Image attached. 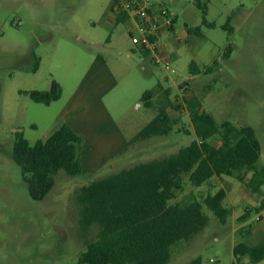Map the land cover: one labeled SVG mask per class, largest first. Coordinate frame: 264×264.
I'll return each instance as SVG.
<instances>
[{
  "label": "rangeland",
  "instance_id": "374dc122",
  "mask_svg": "<svg viewBox=\"0 0 264 264\" xmlns=\"http://www.w3.org/2000/svg\"><path fill=\"white\" fill-rule=\"evenodd\" d=\"M113 1L0 0V264H79L86 246L78 222V190L140 162L173 154L196 139L183 103L184 96L192 95L186 93L191 85L218 123L229 119L254 127L262 150L259 164L264 165V0H202L213 27L203 22V9L196 0H155L176 16L179 30L186 26L201 29L175 47L172 70L149 64L155 76L142 73L134 59L119 53H133L130 32L139 33L131 30L129 23L110 20ZM113 31L114 42L106 44ZM90 40L99 44L91 47ZM98 50L116 75L118 70L116 80L108 76L109 93H118L121 103L122 112L114 117L124 111L135 116L138 102L146 106L142 98L145 90L155 86L156 76L164 81L167 75L170 83L175 81L170 95L179 108L172 109L179 124L168 135L138 141L125 154L128 158L115 159L96 171L69 176L60 170L48 195L34 200L21 167L12 158L15 133L22 131L34 144L50 136L60 123L54 120L56 110H51L56 104L49 108L33 101L25 91L49 90L52 80H59L67 97L74 87H84L90 58ZM35 57L39 59L36 71ZM192 60L202 68L199 74L190 70ZM123 68L131 69L125 79L120 74ZM213 141L219 143L217 137ZM223 187L228 192L224 203L233 208L232 215L223 223L205 207L209 224L193 238L174 244L168 264H187L197 257L202 264H259L247 255L236 256L233 248L248 241V231L263 226L256 216L262 211L259 204L264 203V185L253 192L235 176L222 175L194 186L185 175L184 188L172 202L191 195L203 200ZM96 232L94 228L91 237Z\"/></svg>",
  "mask_w": 264,
  "mask_h": 264
},
{
  "label": "trees",
  "instance_id": "16d2710c",
  "mask_svg": "<svg viewBox=\"0 0 264 264\" xmlns=\"http://www.w3.org/2000/svg\"><path fill=\"white\" fill-rule=\"evenodd\" d=\"M206 19L207 4L196 0ZM128 18L119 13L118 21ZM199 29V27H197ZM39 67L35 57L33 70ZM190 70L200 72L195 61ZM154 89L145 91L142 98L152 106ZM25 93L35 102L50 105L61 98L63 88L53 80L49 90H29ZM196 139L164 158L138 163L130 168L110 174L80 187L76 195L80 234L86 249L79 264H168L172 247L179 241L189 240L209 224L207 207L223 223L232 214L224 203V188L208 193L203 200L196 196L177 202L178 191L184 188L188 175L194 186H202L214 176H235L254 192L264 185V165H260L261 143L254 127L237 125L229 119L220 123L203 108L197 97H183ZM170 100L162 102L157 115L145 125L127 145L153 136L174 131L178 119L170 116ZM218 135L220 145L211 139ZM83 135L69 125H60L45 140L31 144L22 131H16L12 158L21 167L32 199L42 200L55 185L60 170L69 176L83 172L81 149ZM251 178L246 181V176ZM97 228L95 236L91 231ZM234 254L248 255L252 263L264 259V237L256 244L240 242ZM187 264H202L201 257Z\"/></svg>",
  "mask_w": 264,
  "mask_h": 264
},
{
  "label": "crops",
  "instance_id": "0c3cea01",
  "mask_svg": "<svg viewBox=\"0 0 264 264\" xmlns=\"http://www.w3.org/2000/svg\"><path fill=\"white\" fill-rule=\"evenodd\" d=\"M114 4H115V0L113 1L111 8L109 9L111 15L110 20L119 23L118 21L119 14L114 10ZM124 22L129 23L130 29L132 30L131 27L133 25V22L129 19V17L126 18ZM107 24H108L107 22H105V24L103 23V25L105 26H107ZM200 30H201L200 27L199 29H197V27H188V26H186L184 29L179 30L177 27V19L175 16V25L173 31L165 35V40L167 41L166 49L172 58V62H173V58H175L176 56L175 47L179 45L182 42V40H188L191 37L190 36L191 33L195 32L197 34L200 33ZM114 33L115 31H113L112 38L110 39L109 37L107 39L106 44H111L114 42ZM87 43L91 47L97 46L99 44L97 40H90ZM131 50H133V53L129 52L128 50L125 51L120 50L119 53L121 55L126 56L129 59H134L136 62V66H139V70L142 73L145 72L155 76V73L151 69L149 64H153L154 66L156 64L152 63L150 56L147 55V53H143L135 46L131 48ZM102 53L103 52L98 50V53L94 54L92 58H90L91 68L88 71V73L85 74L84 76L85 78L84 87L80 88V85L74 87L71 93H69L66 97L64 86L62 82L58 80L63 88L62 96L60 99L52 102L50 105H47L49 108H52V106L56 104L55 105L57 106L56 109L55 107H53V109L51 110H56V113L54 115V120L60 123L59 126L65 123L69 125L74 131L83 135L84 142L82 144L81 157H82V165H83L84 173L90 171H96L105 164L114 161L115 159L121 157L122 159L128 158L127 156L125 157V154L130 151L131 149L130 146L135 145L138 141L130 145H127L128 142L157 115L158 107L162 104V102L170 100L172 103V106L168 108V112L172 118L178 119V122L174 125V130L176 129V125L179 124L180 121L178 117L173 115V111H172V109L179 110V108L174 105V102L170 95L171 87L173 86L175 81L173 82L171 81L170 83V77L167 75H164L163 77L164 81L163 79H160L156 76L158 81L156 82L155 86L151 88L155 90L154 92L155 94L150 99L152 106L144 107L142 104H140V102H138L136 105L137 114L135 116L130 117V115L126 114V112L124 111L120 116L114 117V113L122 112L119 111V106L121 103L117 98L118 93H109V89H111L110 88L111 83L108 76L116 80V77L118 75V70L116 75V72L112 71L109 68L107 64V60L105 59ZM104 64H106L109 70L106 69ZM197 67L200 69V72H202V68H200L198 65ZM130 70L131 69L127 70V68H123L122 72L120 71L121 72L120 74L123 73L121 78L125 79L127 74L130 72ZM104 75L106 77H104ZM186 93H192V95L190 96L187 95L184 97L197 96L202 100L203 103V99L193 91L192 85L190 91ZM203 108L205 109L204 105ZM215 137H217L219 140L218 144H216L213 141ZM211 141L215 145H220L221 143L218 135L214 136L211 139ZM155 159H159V158H155ZM250 178H251V174L247 181H249ZM227 196H228V192H227ZM259 207L263 211L264 203H260ZM229 208H231L233 211L232 207ZM259 212L261 211L259 210ZM262 220L264 222V218ZM249 232L250 231H248V235H249L248 241L244 239L245 241H241V242H247L250 244L258 243L260 239L264 237V223L263 226H258L256 229H253L251 233ZM262 262H264V259L258 263L260 264Z\"/></svg>",
  "mask_w": 264,
  "mask_h": 264
},
{
  "label": "built area",
  "instance_id": "2783aa9c",
  "mask_svg": "<svg viewBox=\"0 0 264 264\" xmlns=\"http://www.w3.org/2000/svg\"><path fill=\"white\" fill-rule=\"evenodd\" d=\"M114 10L118 14L126 13L133 22L131 28L139 33H130L135 47L147 53L154 64L172 70L165 35L173 31L175 16L166 5L155 0H115ZM263 216L259 212L256 220H262Z\"/></svg>",
  "mask_w": 264,
  "mask_h": 264
}]
</instances>
